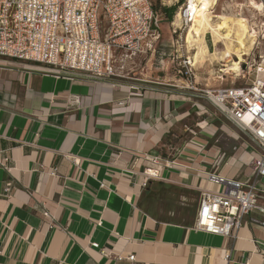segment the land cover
Here are the masks:
<instances>
[{
  "label": "crops",
  "instance_id": "0c3cea01",
  "mask_svg": "<svg viewBox=\"0 0 264 264\" xmlns=\"http://www.w3.org/2000/svg\"><path fill=\"white\" fill-rule=\"evenodd\" d=\"M176 81L124 85L0 56V264H264L259 225L226 238L146 209L152 187L170 184L197 193L196 217L201 191L214 187L206 171L246 180L257 154L219 144V131L238 141L240 130L208 118L189 142L169 143L207 108ZM168 146L175 167L143 186Z\"/></svg>",
  "mask_w": 264,
  "mask_h": 264
},
{
  "label": "built area",
  "instance_id": "2783aa9c",
  "mask_svg": "<svg viewBox=\"0 0 264 264\" xmlns=\"http://www.w3.org/2000/svg\"><path fill=\"white\" fill-rule=\"evenodd\" d=\"M178 14L183 24L190 25L189 6ZM160 29L161 18L151 0H0V56L56 75L119 78L116 63L151 52ZM253 49L247 55L249 62L244 59L240 71L232 73L235 79L229 86L198 88L191 56H186L178 71L190 90L208 97L248 136L252 152H257L247 162L252 173L246 180L206 171L214 187L201 191L192 227L226 238H236L244 225L255 224L264 230V71L260 74L259 70L264 54L258 47ZM223 68L217 77L221 81L231 73ZM252 70L256 73L252 81L236 84L237 78L245 79ZM175 165V159L153 158L144 170L143 186L152 178H162L161 167L173 169ZM230 256L226 254L227 259ZM127 258L136 262L133 254Z\"/></svg>",
  "mask_w": 264,
  "mask_h": 264
},
{
  "label": "rangeland",
  "instance_id": "374dc122",
  "mask_svg": "<svg viewBox=\"0 0 264 264\" xmlns=\"http://www.w3.org/2000/svg\"><path fill=\"white\" fill-rule=\"evenodd\" d=\"M154 6H156V11L159 13L161 18V29L160 38L155 43L154 49L145 55H140L132 59H127L124 61H118L116 63L117 74H120L124 78H114V81L119 82L124 85L129 83H141V84H151L158 85L154 83L162 82L164 84H179L176 79H179L180 73L178 72L182 67L183 60L186 56H194V50L186 42L187 31L189 25H185L180 20L178 13L184 8L188 7L189 0H151ZM214 4V14H228L234 16H244L252 24L253 27L258 31V37L246 38L245 46H250L249 50H242V59L249 62L250 54H253V48L261 50L264 54V0H215ZM252 1L262 4L263 9L254 8ZM177 5V10L173 16L172 20H169L166 15L162 12V8L165 6ZM190 8V6H189ZM177 28V32L175 29ZM206 41L212 52L217 50L218 52H223L225 49L224 42L218 43L214 46L211 34H207ZM254 44H253V43ZM248 44V45H247ZM250 55L249 57L247 55ZM232 61L226 59L228 66L235 65V69L231 70V73L225 77L224 81L219 80L217 77L221 74L220 70L222 67V61L217 60H201L196 66L197 70V82L198 88H215L221 85L229 86L232 85L235 75L232 73L240 71V61L237 56H232ZM262 60L257 59V63ZM239 63V69L235 63ZM262 63V62H261ZM238 69V70H236ZM253 72V73H252ZM247 75L244 79L242 77L237 78L236 84L242 85L246 80L252 81L256 75L255 71ZM209 85H205L208 84ZM184 86V85H183ZM203 96L200 101L207 106L206 109H201L199 115H195L194 118L186 121L185 127L187 134H183L177 139H173V142L178 143L176 146L182 143L189 142L192 136H198L199 128L196 126L197 121H204L206 118L210 119V123H215L216 125H224L231 127L235 131H239L229 120L226 119L224 115L218 110L217 107L213 106L208 100ZM198 110V109H197ZM218 126V127H220ZM241 137L238 141L232 139L224 131H219L216 138L220 141L219 144H226L233 151V146H243L244 149L252 151L248 136L239 132ZM177 140L178 142H176ZM175 147V146H174ZM177 149L170 146L167 147L164 156L169 159H175ZM234 152V151H233ZM264 185V178L261 180ZM150 184L147 185V187ZM153 189V199L146 204V209H148L157 218L167 221H179L182 223H188L193 220L197 202L199 196L197 193L190 191L184 187H178L170 184L155 185Z\"/></svg>",
  "mask_w": 264,
  "mask_h": 264
},
{
  "label": "bare ground",
  "instance_id": "6f19581e",
  "mask_svg": "<svg viewBox=\"0 0 264 264\" xmlns=\"http://www.w3.org/2000/svg\"><path fill=\"white\" fill-rule=\"evenodd\" d=\"M190 12L192 13V21L187 31L186 42L195 51L191 58L192 63L196 66L201 60H217L222 61V70L231 72L235 69V65L228 66L226 59L232 61V56H237L243 61L242 50H249L250 46H245L246 38L258 37V31L250 24L249 20L244 16H232L228 14H214L215 0H189ZM254 8L263 9L262 4L255 1L251 2ZM179 16V14H178ZM207 34L212 35L213 44L224 42L225 49L223 52L215 50L212 52L206 41ZM253 43V42H252ZM254 44V43H253ZM248 45V44H247ZM239 69L238 62L235 63ZM236 69V70H238ZM260 74L264 71V66L259 68ZM253 73V72H252Z\"/></svg>",
  "mask_w": 264,
  "mask_h": 264
},
{
  "label": "trees",
  "instance_id": "16d2710c",
  "mask_svg": "<svg viewBox=\"0 0 264 264\" xmlns=\"http://www.w3.org/2000/svg\"><path fill=\"white\" fill-rule=\"evenodd\" d=\"M153 6H154V4H153ZM154 8L156 9V6H154ZM176 10H177V5L169 6V7L168 6H165V7L162 8V12L166 15V17L169 20H172L173 19V16H174ZM194 217H195V215H194ZM160 220H162V219H160ZM194 220H195V218L193 220H191L190 222L186 223V224L193 223ZM165 221H167V220H165ZM172 222H179V221H172Z\"/></svg>",
  "mask_w": 264,
  "mask_h": 264
}]
</instances>
